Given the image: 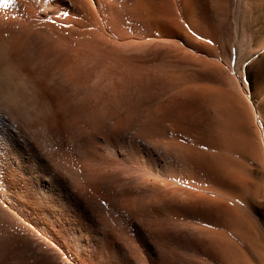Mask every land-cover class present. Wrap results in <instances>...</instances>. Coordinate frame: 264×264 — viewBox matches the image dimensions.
<instances>
[{"label":"rangeland","instance_id":"obj_1","mask_svg":"<svg viewBox=\"0 0 264 264\" xmlns=\"http://www.w3.org/2000/svg\"><path fill=\"white\" fill-rule=\"evenodd\" d=\"M207 1L0 3V264L28 263L22 243L50 264H264V4ZM178 89L177 142L205 163L169 135L146 168L140 133Z\"/></svg>","mask_w":264,"mask_h":264},{"label":"bare ground","instance_id":"obj_2","mask_svg":"<svg viewBox=\"0 0 264 264\" xmlns=\"http://www.w3.org/2000/svg\"><path fill=\"white\" fill-rule=\"evenodd\" d=\"M204 2L205 0H201V2ZM229 1L230 2H232L233 3V1L232 0H209V1H207V2H209V4L211 5V8H212V4L214 5H218V7L220 6V8L222 9V14L224 15V17H225V15H228L227 13V9H228V5H229ZM237 1V0H236ZM242 1V0H241ZM249 1V0H248ZM159 2H161L162 3V0H146V3H144V4H148V3H150V5H153L154 7L155 6H157V5H159L158 3ZM212 4H211V3ZM255 2V4H261V6H262V4H264V0H250V2H249V5H251L252 3H254ZM160 3V4H161ZM205 3V2H204ZM232 3H230L231 4V6L229 5V7H231L232 8ZM246 3H248V2H246ZM205 5V4H204ZM208 5V4H207ZM244 5H245V0H244ZM247 5V4H246ZM147 6H149V5H147ZM153 6H149L150 8L151 7H153ZM242 6V5H241ZM29 7V6H28ZM159 6H157V8H158ZM210 7V6H209ZM244 7V6H243ZM206 8V7H205ZM214 8V7H213ZM246 8V7H245ZM249 8H250V6H249ZM148 9V8H147ZM215 9V8H214ZM236 10V9H235ZM144 11V10H143ZM146 11V10H145ZM205 11V10H204ZM212 11H214V10H212ZM229 11V10H228ZM245 11V10H244ZM147 13V12H146ZM151 13V12H150ZM129 14V13H128ZM237 14V13H236ZM151 15V14H150ZM134 16V15H133ZM152 16H154V15H152ZM152 16H150V19L149 20H152L151 19V17ZM149 17V16H148ZM221 17V16H220ZM157 18V17H156ZM159 18V17H158ZM145 19V18H144ZM154 20H156V19H154ZM162 20V18L160 19V21ZM157 22V21H156ZM148 23H149V21H148ZM152 23V22H151ZM151 23H150V25H151ZM157 24V23H156ZM149 27V26H148ZM236 30V29H235ZM147 34V33H146ZM148 35V34H147ZM142 37V36H141ZM145 37H146V35H145ZM143 38V37H142ZM232 46H234L235 48H236V45L235 44H232ZM232 46L230 47V48H232ZM237 52V51H236ZM12 66H14V65H12ZM25 74H26V72H25ZM28 74V73H27ZM23 75H24V73H23ZM38 81V80H37ZM43 85H44V83H43ZM51 87V86H50ZM54 91V90H53ZM52 91V92H53ZM186 90H184V89H178L177 91H176V93L175 94H177V97L175 96L174 98H172V100H171V105L170 106H167L165 109H163V114L162 115H160V117H156V116H152L151 118H149V122H148V127L146 128V132H141L140 134H142L143 136H144V138L146 137V138H149V141L151 140V141H153V142H155L154 140L155 139H157V138H159V137H167V136H169V135H172L174 138V142L172 141H170L172 144L173 143H175V159H176V162H180V161H182L183 160V157L184 158H187V161L188 160H190V161H192V164L195 166L196 165V163H198V165L201 163V161H203V160H199V158H200V156H201V158H203V156L201 155V153L202 152H200L201 150H200V146L199 147H195V148H198L197 150H194L193 151V149H195L194 147H191L190 148V146H194V145H192L193 143H195V141L193 142V140L195 139V138H192L193 140L191 141V142H193L190 146H186L185 148H189V149H187V152H186V150L184 151V149H183V146H182V140H181V142H177V139H179L178 137L179 136H181L182 134H184V133H181L180 134V125H181V119H182V117H183V115H182V112H183V110L186 108V106H187V104H188V108H190L191 109V106L189 107V103H190V100L189 99H187L188 98V96L190 97V98H192V97H194V96H190V94H188V96H187V92H185ZM187 91L189 92V90L187 89ZM191 91H193V90H191ZM190 91V92H191ZM47 92V91H46ZM49 92V91H48ZM189 92V93H190ZM195 92L193 91L192 93H191V95H193ZM43 94V93H42ZM38 95H39V93H38ZM187 97H186V96ZM195 95V94H194ZM198 97H196L197 99L199 98V94H196ZM53 96V95H52ZM56 96V95H55ZM64 96V95H63ZM174 96V95H173ZM68 97V96H67ZM201 97V96H200ZM42 98V97H41ZM61 98V97H60ZM43 99V98H42ZM197 99L195 100V98H193V100H194V102L195 101H197ZM200 99V98H199ZM63 100H64V98H63ZM193 100H191L192 102H193ZM68 102V101H67ZM65 103V102H64ZM63 103V104H64ZM198 103H199V101H198ZM66 104V103H65ZM68 104V103H67ZM201 103H199V105H200ZM191 105H194V106H197V104L195 105V104H191ZM61 106V105H60ZM194 106H192V109L194 108ZM200 107H202V105L200 106ZM187 108V109H188ZM195 109H196V111L198 112V107L196 108L195 107ZM194 110V109H193ZM193 110H191V111H193ZM201 110V109H200ZM187 111H190L189 109L187 110ZM190 111V115L192 114V116H193V113H196V111H193V113ZM200 112H202V110L200 111ZM199 113V112H198ZM195 114V115H199V117L197 116V118H198V122L200 121L199 119H200V115H201V113L200 114ZM194 115V116H195ZM117 117V116H116ZM115 117V118H116ZM188 117H190L189 116V113H188ZM264 117V116H263ZM191 118V117H190ZM194 120H197V118H196V116L195 117H192ZM196 118V119H195ZM187 119V118H186ZM116 121H117V118H116ZM115 121V122H116ZM188 121V120H187ZM196 123H195V126L197 125V121H195ZM194 123V122H193ZM193 123H191L192 125V127H193ZM116 124V123H115ZM115 124L113 125L114 127H115ZM199 126V125H198ZM51 127V126H50ZM183 128H184V125L182 126ZM187 127H188V125H187ZM197 127V126H196ZM196 127L195 128H193V129H196ZM107 128V127H106ZM192 129V128H191ZM190 130V129H189ZM184 131V130H183ZM186 131V130H185ZM184 131V132H185ZM113 134V133H112ZM111 134V135H112ZM191 134H193V133H191ZM190 133H188V135H189V137H190V135H191ZM197 133H195V136L193 135V137H196L197 135H196ZM172 136H171V140H172ZM192 136V135H191ZM264 136V135H263ZM175 137H176V139H175ZM188 137V139H190ZM184 138V137H183ZM198 138V137H197ZM152 139H154V140H152ZM168 139V137L166 138V140ZM187 139V141L188 142H186V143H189V140ZM170 140V137H169V139H168V141ZM149 141H145L144 140V142L146 143V144H144L143 145V148L146 150V152H145V155L142 153V151H143V149L142 150H140V149H138V154H139V156H137L136 158V160H138V161H140L142 164V166H144V167H146V168H150V167H152L151 166V164H152V162L151 161H149V158H151L150 156H147V155H150L151 154V156H153V154H152V152L154 151V150H156V151H158V148L156 147V145L155 146H152V144H150L151 143V141L149 142ZM168 141H166L167 143H168ZM184 141V140H183ZM264 141V140H263ZM137 142V141H136ZM143 142V141H142ZM201 142V141H200ZM134 143V142H133ZM140 143V142H139ZM171 143H169V144H167V145H171ZM182 143V144H181ZM197 144V146H198V143H196ZM140 145V144H139ZM154 145V144H153ZM187 145V144H186ZM137 146V145H136ZM142 146V145H141ZM172 146V145H171ZM140 147V146H139ZM155 147V148H154ZM174 147V144H173V146H172V148ZM193 148V149H192ZM160 149V148H159ZM190 149L192 150V151H190ZM155 151V152H156ZM162 151L160 150L159 151V153H157V154H159V157H161L162 158V160H163V162H164V164L163 165H165V167L167 166L168 167V165L169 166H172V168H171V171H170V175L171 176H177L178 175V179L181 181V179H182V164L181 165H176L175 164V160H171L172 162H174L173 163V165H170L169 164V160L171 159V157H172V155L170 156V155H166L167 157L165 158L164 156V154H162L161 153ZM186 154H185V153ZM167 153H168V151H167ZM137 154V155H138ZM147 154V155H146ZM203 154V153H202ZM155 156V155H154ZM158 156V155H157ZM182 156V159L180 160V157ZM205 157V156H204ZM200 158V159H201ZM152 159V158H151ZM173 159V158H172ZM154 160V159H153ZM137 161V162H138ZM155 161V160H154ZM184 161V160H183ZM186 161V162H187ZM140 162H138L139 163V165H140ZM204 163H205V161H203ZM207 162H209L208 164H210V161H207ZM184 163V162H183ZM168 164V165H167ZM207 164V163H206ZM207 164V165H208ZM162 165V166H163ZM198 165H196V166H198ZM200 165H202V164H200ZM199 165V166H200ZM180 168V169H179ZM197 169V168H196ZM193 171V170H192ZM200 171V170H199ZM190 172V171H189ZM185 174V173H184ZM193 174V173H192ZM187 176H189L188 174H187ZM186 176V177H187ZM198 176V175H197ZM185 177V176H184ZM183 177V178H184ZM205 177V176H204ZM211 177H212V175H211ZM145 178V177H144ZM176 178V177H175ZM190 178V177H189ZM189 178H188V180H189ZM193 178H195V177H193ZM196 179V178H195ZM194 179V180H195ZM210 179V178H209ZM147 180V179H146ZM183 180V179H182ZM190 180H192V183L194 182V180L192 179V177L190 178ZM181 182H184V181H181ZM189 182V183H188ZM187 182V184L189 185L190 184V181H188ZM186 184V183H185ZM195 184V183H194ZM198 184V185H197ZM197 184H195V185H197L198 187H199V183H197ZM248 184V183H247ZM149 185V184H148ZM195 185H193V186H195ZM197 186H195V187H197ZM194 187V188H195ZM197 187V188H198ZM201 187H203V186H201ZM199 190V189H198ZM207 190V189H206ZM209 191H212V189L211 190H209ZM190 192H192V191H190ZM198 193V192H197ZM213 193V192H212ZM205 194V195H204ZM203 194V196H201V197H196L195 199H196V201H197V203L199 202V201H201V203H203V205H205L209 210L210 209H212V208H214V207H218V202L216 201V198L214 197V196H210V195H206V193H204ZM195 195H197V196H200V195H198V194H195ZM199 198V199H198ZM200 198H201V200H200ZM192 199V198H191ZM195 201V200H194ZM196 203V202H195ZM200 203V204H201ZM197 205V204H196ZM204 206V208H206ZM220 206H221V204H220ZM226 206V205H225ZM203 207V206H202ZM209 207H211V208H209ZM223 207V206H222ZM154 209V208H153ZM216 210V209H215ZM217 211V210H216ZM152 212V211H151ZM211 215V214H210ZM213 215V214H212ZM19 240V239H18ZM13 241V240H12ZM23 244V243H22ZM21 244V249L20 250H23L22 252L23 253H25V251H27V250H29L30 252H32L33 253V255L34 256H32L31 257V259L28 261V263L26 262V264H32L33 262H36L37 260L39 261L40 260V262L42 261V262H46V264L47 263H49L50 264V262H52V260L49 258V256L47 255V249L46 250H44L42 247H36V246H34V245H27V244H24L25 245V247H23V245ZM27 245V246H26ZM12 246H10V244L8 243V244H5L4 245V248H3V250L4 251H7L8 249H10ZM19 247V246H18ZM26 254V253H25ZM41 254H43L42 256H41ZM2 256V255H1ZM39 257H43L42 259L41 258H39ZM52 258V257H51ZM20 259V258H19ZM27 259V258H26ZM25 259V260H26ZM51 260V261H50ZM50 261V262H49ZM83 261V260H82ZM82 261H81V263H82ZM40 262H38V263H40ZM41 262V263H42ZM21 264H25V262H24V260H22L21 261ZM34 264H37V263H34ZM44 264V263H43Z\"/></svg>","mask_w":264,"mask_h":264},{"label":"snow or ice","instance_id":"obj_3","mask_svg":"<svg viewBox=\"0 0 264 264\" xmlns=\"http://www.w3.org/2000/svg\"><path fill=\"white\" fill-rule=\"evenodd\" d=\"M9 2H10V0H0V3H3L5 6H7V4H8ZM49 2H50V3H56L57 0H49ZM42 14H43V13H42ZM55 14H56V15H59V16H64V17H68V16H69V12H68V11H60V10H57ZM200 38L203 39V36H201ZM207 43H208V44H211V43H212V40L209 39V40L207 41ZM234 51H235L234 49H229V51H228L229 63H234V61H233V59H232V54H233ZM247 62H248V59L245 58V65H246ZM239 82H240V84L243 86V85L245 84V79H244V78H241ZM244 91H246V90L244 89ZM248 102L251 103L250 99H249ZM253 112L256 113V114L259 116V114L255 111L254 108H253ZM259 117H260V116H259ZM260 118H261V117H260ZM261 119H262V118H261ZM262 120H264V119H262ZM201 146L203 147V145H201ZM229 203H231V201H229ZM100 204L104 205V204H106V201H105V200H100Z\"/></svg>","mask_w":264,"mask_h":264}]
</instances>
